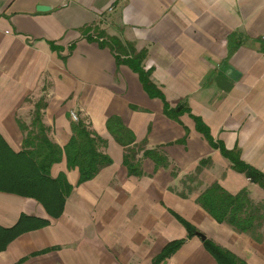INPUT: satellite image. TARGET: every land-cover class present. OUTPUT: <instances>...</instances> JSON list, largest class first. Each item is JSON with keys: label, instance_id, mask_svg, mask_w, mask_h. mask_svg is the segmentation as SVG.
Listing matches in <instances>:
<instances>
[{"label": "crops", "instance_id": "1", "mask_svg": "<svg viewBox=\"0 0 264 264\" xmlns=\"http://www.w3.org/2000/svg\"><path fill=\"white\" fill-rule=\"evenodd\" d=\"M106 37L143 51L142 68L164 100L185 103L213 141L236 148L240 161L264 175V0H0V156L22 149L19 125H28L41 103L52 143L66 144L75 113L105 141L98 151L110 159L81 184L63 157L50 166L49 178L62 173L70 186L56 218L32 198L0 191V229L12 228L20 215L46 221L11 239L0 264H151L174 240L182 244L159 264H215L171 212L245 264H264V190L233 171L186 114L179 117L186 133L164 117L160 100L99 45ZM110 116L135 143L144 139V149L161 150L168 168L154 169L138 153L142 175L128 176L123 150L105 129ZM184 136L183 145L176 143ZM206 158L207 166L184 182ZM213 182L262 203L251 232L216 223L196 204Z\"/></svg>", "mask_w": 264, "mask_h": 264}, {"label": "trees", "instance_id": "2", "mask_svg": "<svg viewBox=\"0 0 264 264\" xmlns=\"http://www.w3.org/2000/svg\"><path fill=\"white\" fill-rule=\"evenodd\" d=\"M97 36L103 37L101 34ZM100 46H106L114 56L116 64H123L135 73L142 90L149 98H157L162 105V115L180 125L184 132L179 117L186 114L192 120L193 128L211 149L217 150L220 156L230 163V167L237 173L242 174L250 182L257 184L264 190V175L252 167L244 164L239 159V151L234 148L226 150L220 142H215L209 135L208 128L200 118L192 115L183 102H176L170 106L163 95L151 83L150 70H144L141 62L144 52H135L127 43H123L115 37H106ZM41 103H35L31 113L29 125L20 124L22 134V149L18 153L7 151V158L0 156V191L15 193L29 197L37 201L46 214L52 218L59 216L65 197L70 192V186L66 183L64 175L59 173L54 179L49 178V168L52 164L64 158L66 169H76L78 178L76 184H81L92 179L96 173L110 164V159L98 151L105 145V141L87 129V125L81 120L69 124L70 136L66 144L60 148L52 143L47 137V128L41 123L39 110ZM105 129L113 141L119 145L123 152L121 165L125 168L128 176L139 177L142 175L139 169V158L148 159L154 169H167L170 165L168 158L157 148L144 149L145 140L135 143L132 132L127 129L116 116H110L105 121ZM185 136L176 143L183 145ZM209 159H201L193 171L196 175L202 167L207 166ZM171 177L176 176V171L171 168ZM195 177L188 175L185 181H193ZM182 198L183 193H178ZM196 204L202 208L216 223H225L237 232H251L255 226L253 222L260 220L258 209L252 207L244 190L235 195H230L218 184L211 183L195 199ZM259 204V203H258ZM250 209V210H249ZM260 212V211H259ZM175 220L184 228L186 238L195 236L196 230L188 222L171 212ZM44 220H38L25 215H20L16 224L10 229H0V251L15 236L43 226ZM182 244V240H174L163 246L161 251L153 257L151 264H159L171 256ZM201 245L213 258L215 264H245L232 253L216 246L211 241L203 239Z\"/></svg>", "mask_w": 264, "mask_h": 264}, {"label": "rangeland", "instance_id": "3", "mask_svg": "<svg viewBox=\"0 0 264 264\" xmlns=\"http://www.w3.org/2000/svg\"><path fill=\"white\" fill-rule=\"evenodd\" d=\"M185 104V103H184ZM185 106H186V104H185ZM74 114V116H75V120H72L71 119V117H70V115H69V118H70V121H72V122H76L77 120H79L78 119V116L75 114V113H73ZM30 119H31V113H30V117H29V121H30ZM29 121H28V125H29ZM203 168V167H202ZM201 168V169H202ZM68 170V169H67ZM70 170V169H69ZM234 171V170H233ZM200 172V171H199ZM198 172V173H199ZM197 173V174H198ZM191 175V177H196L195 175H193V173L192 174H190ZM213 183H215V182H213ZM217 184V183H216ZM251 201V204H252V207H250L251 209H254V208H259V210L260 211H263V208H262V203H259L258 204V202H253L252 200H250ZM250 210V209H249ZM260 215H261V217H262V214L260 213ZM196 230V229H195ZM196 233H198V231L196 230ZM198 234H200V233H198ZM200 235H202V234H200ZM195 236H196V234H195ZM203 236V235H202ZM192 237V236H191ZM204 237V236H203ZM196 238L198 239V241L201 243V239L198 237V236H196ZM205 239V238H204ZM214 244V243H213ZM216 245V244H215ZM216 246H218V245H216ZM220 247V246H219ZM220 248H222V247H220ZM222 249H224V248H222ZM226 250V249H225ZM229 252V251H228ZM235 256V255H234ZM235 257H237V256H235ZM238 258V257H237ZM238 259H240V258H238ZM240 260H242V259H240ZM243 261V260H242ZM244 262V261H243Z\"/></svg>", "mask_w": 264, "mask_h": 264}, {"label": "water", "instance_id": "4", "mask_svg": "<svg viewBox=\"0 0 264 264\" xmlns=\"http://www.w3.org/2000/svg\"><path fill=\"white\" fill-rule=\"evenodd\" d=\"M36 10L42 12V11H45V7H43V6H37L36 7ZM196 236H198L201 240L204 239V237L202 235L198 234V233H196Z\"/></svg>", "mask_w": 264, "mask_h": 264}, {"label": "built area", "instance_id": "5", "mask_svg": "<svg viewBox=\"0 0 264 264\" xmlns=\"http://www.w3.org/2000/svg\"><path fill=\"white\" fill-rule=\"evenodd\" d=\"M69 115H70V117H71L72 120H75V116H74L73 113H70Z\"/></svg>", "mask_w": 264, "mask_h": 264}]
</instances>
